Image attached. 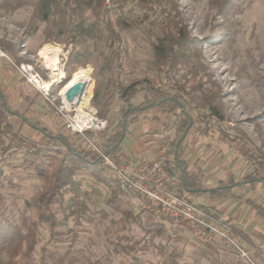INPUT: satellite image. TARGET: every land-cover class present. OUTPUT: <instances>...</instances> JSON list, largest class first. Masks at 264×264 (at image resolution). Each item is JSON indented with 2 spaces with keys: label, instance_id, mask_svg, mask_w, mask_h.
<instances>
[{
  "label": "rangeland",
  "instance_id": "374dc122",
  "mask_svg": "<svg viewBox=\"0 0 264 264\" xmlns=\"http://www.w3.org/2000/svg\"><path fill=\"white\" fill-rule=\"evenodd\" d=\"M44 1H49L48 16L42 12V0H0V80L12 109L45 119L49 130L65 133L79 146L78 132L68 126V114L74 117L76 111L66 107L58 95L60 84L73 72L89 70L90 80L80 106L99 119L98 127L92 128L98 130L105 127L106 121L98 117L93 104L96 85L102 93L108 90L111 94L110 116L116 120L126 104L118 98L111 79L125 84L148 79L153 86L171 91L194 116L209 113L201 103L203 89L194 90L202 81L204 89L220 92L217 103L223 118L209 116L208 121L214 122L212 135L201 140L216 144L223 132L229 136L228 140L239 141V145L237 141L232 144L241 151L255 153L254 158L264 155V0H169L163 7L156 5L154 10L133 0H114L116 7L128 12L124 17L106 11L104 0L100 7L92 0H70L75 9L66 0ZM164 7L201 43L200 62L206 72L197 78L188 77L184 61L171 69L154 52V33L163 35L161 27L167 15ZM122 19L129 26L121 31L124 50L119 58L122 49L111 39L107 22ZM45 44L61 49L59 68L65 72L49 95L39 92L26 77L23 81L18 69L31 65L47 78L49 65L41 57ZM77 53V61L69 62L70 55ZM119 62L120 69L116 70ZM109 63L111 70L107 67ZM12 71L18 76L8 82L5 75H12ZM28 94L32 101L24 98ZM8 124L14 125V129ZM17 129V118L0 114L3 179L0 214L22 224L25 231L29 227L35 230L34 250L17 258L36 264L217 263V259L203 254L204 246L201 248L200 244L206 240L193 237L187 230L159 222L167 226L166 234H146L139 226L137 215L144 223L155 219L143 209L139 197L136 195L131 201L133 217L125 216L107 205L111 189L96 183L85 171L78 170L74 183L63 189L54 203L57 226L52 229L49 224L39 222L36 208L28 202L44 184L35 168L40 157L34 151L44 152L47 142L41 133L31 135L25 129ZM191 133L188 139L197 136ZM97 142L101 143V138ZM83 145L88 147L85 142ZM226 145L231 148L230 142ZM199 200L194 198L193 202L198 204ZM9 257L7 250L0 255L3 262ZM241 259L258 264L250 255Z\"/></svg>",
  "mask_w": 264,
  "mask_h": 264
},
{
  "label": "trees",
  "instance_id": "16d2710c",
  "mask_svg": "<svg viewBox=\"0 0 264 264\" xmlns=\"http://www.w3.org/2000/svg\"><path fill=\"white\" fill-rule=\"evenodd\" d=\"M92 1L96 7H100L103 2V0ZM116 1L124 2L125 0ZM133 1L148 7L150 10H154L156 5L163 7L165 4L169 3V0ZM66 2L71 8H76L70 5V0H66ZM49 7V1L42 0L41 9L44 16H48ZM163 9L167 14L165 20H163V26L161 27L163 35L154 33L153 36L155 40L152 43L154 52L162 61L168 62L169 68L171 69H175L184 61L187 66L188 77L197 78L201 72H206L204 64L200 62L201 43L188 34L186 25L182 24L176 15H173L171 11L168 12L165 7ZM128 26L129 23H127L125 19L116 22H107V28L111 39L117 41L121 46L122 50H120V54H118L119 58L122 56L121 52L124 50L121 31ZM78 56L79 53H77L76 56L73 54L70 55L69 62L75 63ZM120 66L121 64L119 62L116 70H119ZM107 67L109 70L112 69L110 63L107 64ZM70 78L66 81H62L61 84L59 83V87L64 86ZM197 84L194 86V90L203 89L201 103L203 107L209 110L207 115L197 114V116H194L193 113L186 108L184 103L171 91L153 86L148 79L135 80L128 84L122 83L120 80L111 79V85L116 87L118 98L126 104L120 117L116 120L110 116L111 94L108 93V90L106 93H102L99 85H96L93 95V104L98 109V117L104 119L106 125L103 129L99 130L87 129L85 135L94 141H98V139L101 138L100 144L102 148L116 152L121 144L122 136L128 132L129 125L138 121L146 109L153 107L160 108L165 113H169L173 116V121L171 126H169L171 131L168 135V169L171 173L176 174L180 180V195L188 198L190 201H192V197L207 193L212 196L221 197L231 188V185L221 182V187L216 189L215 184L207 183L198 173H191L184 158V146L191 132H195L199 139H205L212 135L214 124V122L210 123V121H208V117L215 116L218 119L223 118L217 103L221 96L220 92L210 88L207 90L204 89V83L202 81H199ZM0 114L2 116L19 115L20 118L18 120L17 129L19 131L22 129L25 122H28V119L24 115L18 114L10 107L2 90L1 83ZM191 118L194 122L188 129ZM124 120L127 122L125 131L123 126ZM7 126L14 129V125L12 124H8ZM42 130L46 134V137H48L47 148L44 152L35 150L34 153L40 157V160L35 163V168L38 175L43 178L44 184L33 194L28 204H32L36 208L39 218L38 221L49 224L53 229L58 224L53 205L58 200L60 194H62L63 189L74 183V178L78 170L85 171L97 183H102L110 187L118 186V184L113 177L108 176L99 168L100 154L83 145L85 140L81 134L77 133L82 140L80 143L82 145L79 144L78 146L65 135L59 134L56 137V135H53V133L47 129ZM186 131L187 135L181 139ZM219 135V139L225 143L230 142V147L237 150L245 159L252 169V174H255V180H264V155H258L257 158H254L253 156H255V153L252 152L248 154V151H241L239 149V146H237L239 145L238 140H228L229 136L223 132ZM232 141H237V145L234 146ZM181 169L184 171L186 183L182 178ZM1 187H3V179L2 169L0 167V188ZM121 191L120 188L118 190L111 189L109 199L106 203L111 209L125 216L133 217L134 213L130 209L129 203L124 201ZM197 205L202 206V204ZM37 224L38 223L35 222L36 227ZM140 225L146 234L162 236L167 232V227L163 223L155 222L146 225L143 221H140ZM27 229L28 230L25 231L22 224L14 222L0 214V255L5 250H7L10 255L6 262H3L0 258V264H36L30 260H21V258H17L21 253L27 255L29 251L31 252L34 250L36 242L34 237L35 230L32 227ZM24 246H26L25 249H23Z\"/></svg>",
  "mask_w": 264,
  "mask_h": 264
},
{
  "label": "crops",
  "instance_id": "0c3cea01",
  "mask_svg": "<svg viewBox=\"0 0 264 264\" xmlns=\"http://www.w3.org/2000/svg\"><path fill=\"white\" fill-rule=\"evenodd\" d=\"M15 76L17 77L18 75L12 71V75L7 74L5 78L8 82H13L10 78H16ZM22 77L24 81V75ZM38 91L41 92L40 90ZM4 94L6 96L5 92ZM24 98L29 101L33 99L29 94ZM6 99L9 104L10 101L7 96ZM26 108L28 109L29 107ZM16 112L24 115L28 119V122H25L22 129L29 131L31 135L41 133L46 139L47 144L48 137H46L42 129H47L53 135H56V137L59 134L65 135L73 143L75 142L65 133L56 134L49 130L48 123L45 119H38L30 112ZM48 114L50 115L51 113L48 112ZM12 117L17 118V120L20 118L19 115H12ZM172 121L173 116L165 113L160 108L153 107L146 109L138 121L129 125L128 132L124 135L115 153L122 160L131 164H137L142 159H153L156 156L161 134L167 133L169 135L171 131L169 126H171ZM194 137L187 139L184 146V158L189 171L191 173H198L204 181L215 184L216 187H221L220 183L224 182L225 184L231 185V188L221 197L212 196L207 193L192 197V201L194 198H200L198 204H202V207L213 214L229 230L242 247L248 251L255 262L264 264V180L256 181L254 178L255 174H252V169L245 159L232 148H229L221 139L218 138L219 140H216L215 144L201 140L197 136ZM78 139L82 142L79 135ZM107 187L109 189H119L117 185ZM179 191L180 187L178 188ZM121 193L124 201L129 203L130 209L134 213L131 201L133 198H136V195L125 191H121ZM137 221L141 227L140 221L143 220H139L137 216ZM155 222H145V224L150 225ZM182 229L189 231L186 228ZM200 246L201 248L204 246L202 250H205L203 254L206 257L211 256L217 259L216 264H248L243 262L239 253L221 237H216L211 241H205ZM236 255L237 258L234 259Z\"/></svg>",
  "mask_w": 264,
  "mask_h": 264
},
{
  "label": "built area",
  "instance_id": "2783aa9c",
  "mask_svg": "<svg viewBox=\"0 0 264 264\" xmlns=\"http://www.w3.org/2000/svg\"><path fill=\"white\" fill-rule=\"evenodd\" d=\"M103 6L115 17L128 15L127 11L116 7L114 0H104ZM18 68L29 83L46 95L50 94L53 87L46 90L41 85L44 79H49V75L47 78L42 76L31 65ZM68 116L70 120L68 126L71 130L81 134L88 147L100 154L99 168L108 176L113 177L122 191L137 195L143 209L152 213L156 222H167L177 229H189L194 237L206 241L221 237L239 253L240 257L249 256L248 251L213 214L180 195L178 192L180 180L176 174L171 173L168 169L169 139L167 133L161 134L156 156L153 159H142L137 164H131L122 160L115 152L102 148L100 143L86 136L85 131L92 129V127L75 125L73 117L69 114ZM104 124L102 123L103 126Z\"/></svg>",
  "mask_w": 264,
  "mask_h": 264
},
{
  "label": "bare ground",
  "instance_id": "6f19581e",
  "mask_svg": "<svg viewBox=\"0 0 264 264\" xmlns=\"http://www.w3.org/2000/svg\"><path fill=\"white\" fill-rule=\"evenodd\" d=\"M60 55L61 49L58 46L45 44L42 48L41 57L48 63L50 70L49 79H44L41 83L43 89H51L53 85L64 78L65 72L59 68ZM89 80V70L79 69L72 74L70 80L62 86L58 95L66 107L76 111V114L73 117L75 125L80 127L96 128L98 127L97 123L99 122V119L92 113L85 111L80 106L83 98L85 97L86 86ZM75 85H78L79 87L75 88ZM70 90L74 93L71 101L66 98V93Z\"/></svg>",
  "mask_w": 264,
  "mask_h": 264
},
{
  "label": "water",
  "instance_id": "95a60500",
  "mask_svg": "<svg viewBox=\"0 0 264 264\" xmlns=\"http://www.w3.org/2000/svg\"><path fill=\"white\" fill-rule=\"evenodd\" d=\"M77 87H79V86L78 85H75V88H77ZM73 96H74V93L71 90L70 91H67V93H66L67 100L71 101L73 99ZM192 124H193V119L191 118L190 119V122H189V125H188V129L191 127ZM126 125H127V122H126V120H124L123 121L124 131L126 129ZM124 135L122 136V139H123ZM186 135H187V131L183 134V136L181 137V139H183ZM180 172H181V175H182V178H183L184 182L186 183V180H185V177H184V171L181 169ZM215 188L217 189V188H220V187H215Z\"/></svg>",
  "mask_w": 264,
  "mask_h": 264
}]
</instances>
